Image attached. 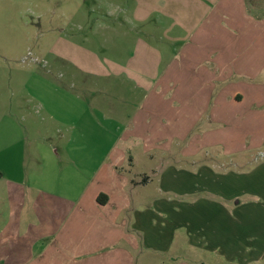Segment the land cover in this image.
I'll return each mask as SVG.
<instances>
[{
	"label": "rangeland",
	"instance_id": "rangeland-1",
	"mask_svg": "<svg viewBox=\"0 0 264 264\" xmlns=\"http://www.w3.org/2000/svg\"><path fill=\"white\" fill-rule=\"evenodd\" d=\"M229 1L0 0V264H44L41 255L55 234V215L67 211L69 199L79 198L90 185L93 189L95 175L122 155L117 174L140 181L128 190L131 198L126 194L125 215L136 211L134 228L127 219L126 234L109 231L114 245L100 241L87 258L75 260L58 250L55 264H264V254L249 263L245 252L228 255L226 247L233 252L236 245H225L218 236L219 214L208 205L198 212L191 206L188 214L185 202L178 206L184 218H169L167 201L223 199L217 185L183 196H175L180 189L160 186L169 164L185 167L190 178L201 163L221 172L250 170L264 160V150H253L244 161L234 163L230 155L214 162L218 144L204 139L214 126L203 123L170 140L169 154L153 145L157 156L149 158L131 135L157 79L197 43H205V57H213L214 39L231 50L236 31L227 15H219ZM247 11L251 21L264 19L257 14L261 8L247 5ZM189 143L199 145L184 157L181 151ZM248 185L239 188L235 197L241 199L235 203L252 199ZM255 194L262 199L264 190ZM56 200L61 207L55 209ZM239 205L241 214L246 204ZM227 206L232 212V201ZM196 217L209 220L189 222Z\"/></svg>",
	"mask_w": 264,
	"mask_h": 264
},
{
	"label": "crops",
	"instance_id": "crops-1",
	"mask_svg": "<svg viewBox=\"0 0 264 264\" xmlns=\"http://www.w3.org/2000/svg\"><path fill=\"white\" fill-rule=\"evenodd\" d=\"M249 2L230 0L226 3L227 14H219L222 18L227 15V23L236 31L232 35L231 50L226 46L223 47L220 40L214 39L213 57H205V43L200 41L194 47L196 50H189L186 58L182 57L177 64L172 65L169 71L157 79L156 89L152 90L146 101L142 103L131 131V135L139 138L143 143L144 152L147 153L145 155L149 158L157 156L156 152L152 153L150 150L153 145H157L159 149L165 148L166 153L169 154L170 140L174 141L176 136L188 134L195 126L200 129L203 123L214 126V130L210 131L211 135L207 138L204 135L205 140L218 144L212 156L213 159L216 158L214 162H219L221 157L230 155L236 158L233 160L234 163L239 159L244 161L253 150H264V19L251 21L250 17L244 15L248 13V5L261 8L262 12L257 14H262L264 17V0H249ZM216 21L222 26L218 19ZM239 126L242 128L240 129ZM242 132L243 137H237V134ZM197 146L189 143L183 147L181 153L184 157L191 156ZM122 157L123 155L109 168L95 175L93 189L91 185L88 186L79 198L68 200L70 207L66 212L55 215V234L44 247L46 253L43 252L41 255L44 264H55L60 258L55 253L58 250L61 255H67L75 260L77 257L87 258L88 253L96 250L94 246L100 241H104L105 246L114 245L115 241L110 243L107 236L109 231L120 229L125 233L124 228L129 220L132 222V227L134 226L137 220L136 211L133 217H127L125 210L130 206L128 190L137 186L140 181L117 174L118 166L124 160ZM260 165L261 173L264 174V160L250 170L228 169L222 172L213 165L201 163L192 178L188 175L190 172L185 171V167L167 165L162 171L160 186L166 190L180 189L182 193L175 196H183L182 194L186 195V192L200 189L212 191L211 185H217L225 196L223 199L203 196L192 201L168 197V200L173 199L167 201L169 218L173 215L177 220L184 218L186 212L178 206H183L185 202L188 203V214L190 213L188 208L193 205H197V212L201 205H208L211 210L214 208L219 214L218 224L215 227L218 236L224 237L225 245L233 248L234 244L236 245L233 252L226 247L228 255L233 257L245 252L247 262L259 258L264 254V197L257 199L258 194L255 193L260 189L264 190V180L262 183L257 180L249 182L248 190L254 197L247 201L240 200V203L246 204L243 209L245 212L241 214L237 213L240 209L237 199L241 198L235 196L240 188L237 186L238 175H249ZM157 171L159 172V169L153 170L156 173ZM226 176H229V184L224 183L223 193L221 178ZM149 179V175L145 174L144 181L148 182ZM101 194L106 195V197L101 196L103 202L99 201ZM234 200H237L236 203ZM227 201H232L235 208L233 213L228 211ZM55 206V209L61 207L59 200H56ZM165 210L162 209L161 212L166 213ZM153 215L157 225V213L154 212ZM188 220L192 223L195 221L194 218ZM197 220L205 222L209 219L197 218ZM242 220L245 222H241ZM137 222L139 223L140 220ZM46 226L47 224L43 225L44 228ZM214 233L215 230L210 232L211 237H214ZM105 234L106 236L103 237ZM128 236L134 238L132 232ZM246 237L249 240L240 244L239 240ZM240 247L242 250H237ZM48 254L54 256L50 257Z\"/></svg>",
	"mask_w": 264,
	"mask_h": 264
},
{
	"label": "trees",
	"instance_id": "trees-1",
	"mask_svg": "<svg viewBox=\"0 0 264 264\" xmlns=\"http://www.w3.org/2000/svg\"><path fill=\"white\" fill-rule=\"evenodd\" d=\"M239 176V179H238V181H237V186H238V188L239 187H241V188H244V187H242V185H244V184H248L251 180H257V181H259L260 183H262V181L264 180V174H262L261 173V165L258 167V169L257 170H255L253 173H251V174H249V175H242V174H239L238 175ZM243 176H245L246 177V181H243L241 178L243 177ZM222 179V187H221V191L224 193V191H225V189H224V183L226 184V185H228L229 184V176H226V177H223V178H221ZM249 186V185H248ZM101 196H105L106 197V195H104V194H101L100 196H99V201H101V202H103V200H101ZM198 207H197V205H193V211L194 212H197V209ZM195 220L197 219V217L196 218H194ZM228 242V241H227Z\"/></svg>",
	"mask_w": 264,
	"mask_h": 264
}]
</instances>
